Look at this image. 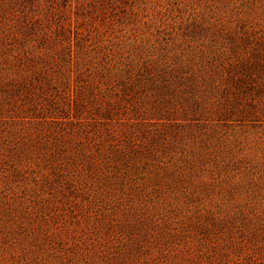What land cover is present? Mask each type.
Segmentation results:
<instances>
[{"label":"rangeland","instance_id":"rangeland-1","mask_svg":"<svg viewBox=\"0 0 264 264\" xmlns=\"http://www.w3.org/2000/svg\"><path fill=\"white\" fill-rule=\"evenodd\" d=\"M0 264H264V0H0Z\"/></svg>","mask_w":264,"mask_h":264}]
</instances>
